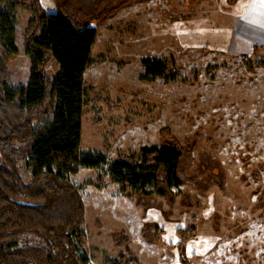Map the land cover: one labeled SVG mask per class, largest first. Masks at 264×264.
<instances>
[{"label":"rangeland","instance_id":"374dc122","mask_svg":"<svg viewBox=\"0 0 264 264\" xmlns=\"http://www.w3.org/2000/svg\"><path fill=\"white\" fill-rule=\"evenodd\" d=\"M39 2L56 11L53 0ZM244 6L122 0L90 24L96 37L83 76L81 150L112 161L161 146L160 130L168 128L181 151V183L143 195L124 193L106 166L69 174L85 207L88 264L119 255L130 264H183L177 229L191 224L182 242L187 264H264V43L241 21ZM10 12L17 53L6 66L16 87L30 72L24 30L31 2ZM144 58L162 62L171 78H141ZM46 71L58 74L54 60Z\"/></svg>","mask_w":264,"mask_h":264},{"label":"trees","instance_id":"16d2710c","mask_svg":"<svg viewBox=\"0 0 264 264\" xmlns=\"http://www.w3.org/2000/svg\"><path fill=\"white\" fill-rule=\"evenodd\" d=\"M47 12L39 0H0V264H88L83 251L85 207L80 190L68 177L79 167L106 166L108 177L124 193L165 194L178 187L179 143L168 128L161 146L108 161L80 148L81 119L96 31L90 26L107 17L122 0H53ZM234 4L238 0H225ZM31 2L33 16L24 30V52L30 61L27 82L9 84L8 58L17 53L15 18L10 7ZM54 60L58 74L47 65ZM141 78H166L165 65L141 60ZM171 78V77H167ZM110 104L108 98L102 99ZM182 242L193 225L177 229ZM123 255L105 264H130Z\"/></svg>","mask_w":264,"mask_h":264},{"label":"crops","instance_id":"0c3cea01","mask_svg":"<svg viewBox=\"0 0 264 264\" xmlns=\"http://www.w3.org/2000/svg\"><path fill=\"white\" fill-rule=\"evenodd\" d=\"M244 2H245V6L243 9L241 21L244 23L246 27L249 26L251 29L257 31L258 37H261L264 43V8L255 4L253 0H244ZM251 45L252 44L247 43L244 46H241V49L244 50V52H247L252 47Z\"/></svg>","mask_w":264,"mask_h":264},{"label":"snow or ice","instance_id":"6c2138e0","mask_svg":"<svg viewBox=\"0 0 264 264\" xmlns=\"http://www.w3.org/2000/svg\"><path fill=\"white\" fill-rule=\"evenodd\" d=\"M253 2L260 7L264 8V0H253Z\"/></svg>","mask_w":264,"mask_h":264}]
</instances>
